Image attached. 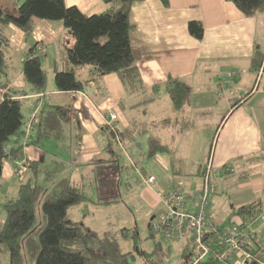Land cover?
Returning a JSON list of instances; mask_svg holds the SVG:
<instances>
[{
	"label": "crops",
	"instance_id": "1",
	"mask_svg": "<svg viewBox=\"0 0 264 264\" xmlns=\"http://www.w3.org/2000/svg\"><path fill=\"white\" fill-rule=\"evenodd\" d=\"M168 1V6L161 0L135 1L130 8L129 19L133 26L130 43L146 88V93L136 99L127 93L116 74L106 75L99 86L90 83L83 91L76 92L58 91L48 77L47 85L52 87L50 92L46 89L44 93H34L23 79V66L12 81L6 79L9 86L26 92L27 95L21 98L28 111L22 129L24 134L16 137L13 144L18 152L4 160L2 178L15 174L17 161L34 164L22 181L36 178L38 164H45L48 156L42 145L50 140L40 139L39 129L35 126L29 130L31 118L34 117L39 126L41 112L60 105L71 110V117L62 123L61 135L56 140H68L65 142L68 146L77 141L78 149L76 155L70 152L71 159L58 181L70 179L85 183V190L88 184L95 187L90 182L94 179L96 167L117 158L120 167L118 198L122 184L127 185L128 193L142 188L137 200L147 206L150 215L148 220L141 216L139 222L148 229L165 213L157 193L159 190L167 192L180 184L187 195L186 208L195 209V196L202 183L201 172L211 157L217 187L211 198L210 221L223 229L232 222L246 223L264 246V70L262 68V72L256 74L251 69L255 48H264V10L248 17L226 0ZM65 3L77 6L89 15L106 9L102 0H65ZM191 21L202 23L204 34L201 39L190 34ZM9 30L11 45L6 50L7 59L13 58L12 53H19L15 49L12 52L15 45L23 51L21 62L24 64L29 49L38 43L37 53L44 57L42 65H49L48 49L52 43L59 50L51 58L53 67L60 64V69L65 68L62 57L64 41L68 39L72 43L73 40L61 22L37 21L29 39L14 25H10ZM89 70L87 67L76 68L75 75L86 80ZM170 79H183L190 85V104L182 110H177L170 98ZM240 88L242 91H238ZM243 90L247 91L245 95ZM143 97H153L154 100L134 107L135 102L144 100ZM109 112L117 115L115 128L149 129V133L137 138L136 142L141 146L129 150L117 143L108 150L105 119ZM199 129L207 131L208 139L197 163L188 156L186 141L190 132L198 134ZM150 133L159 135L169 148L162 155L147 157L146 142ZM121 152L137 177L134 182L130 183L132 176L129 175L125 183ZM137 156L149 165V171L140 167L135 159ZM154 166L162 169V181L152 172ZM150 175L157 178L155 187L144 182L143 178ZM92 201L100 204L97 199ZM117 202L118 199L114 203ZM252 203H257L259 212L253 219L243 220L236 215L238 207ZM160 206L162 212L156 213ZM131 214L135 216L132 210ZM135 226L138 227L139 223ZM203 231L204 234L213 233L209 226ZM191 240L192 234L186 232L178 240L164 241L165 249L171 251V245L181 246V250L194 260L198 251Z\"/></svg>",
	"mask_w": 264,
	"mask_h": 264
},
{
	"label": "trees",
	"instance_id": "2",
	"mask_svg": "<svg viewBox=\"0 0 264 264\" xmlns=\"http://www.w3.org/2000/svg\"><path fill=\"white\" fill-rule=\"evenodd\" d=\"M135 1L141 0H102L106 9L90 15L83 13L77 6H67L65 0H25L18 7L17 15H12L0 7V181L4 160L18 152L16 146H13L16 140L12 138L24 134L22 129L26 120L22 111L25 102L21 98L27 95L26 92L9 86V82L3 80L9 68L6 50L11 45L10 25L22 30L27 39L32 37L39 20L61 22L69 31L73 42L65 39L62 49L66 66L63 69L57 66L54 68L58 91H83L87 84L94 83L99 86L106 75L116 74L127 93L136 99L140 94L146 93V88L130 43V30L133 26L129 16L131 5ZM161 1L165 6L169 5L168 0ZM226 1L232 2L248 17L264 10V0ZM188 28L196 39L203 37L204 27L201 22L191 21ZM37 47L38 43L34 44L26 55L23 79L31 86L32 92L44 93L47 72L42 65L44 57L37 53ZM82 67L90 68L86 80H80L75 75V69ZM262 68L264 70V48L258 46L252 57L251 69L258 74ZM168 92L177 110H182L190 104L191 88L183 79H170ZM143 98L144 100L135 102L134 107L154 100L153 97ZM70 117L71 110L55 105L48 111L41 112L39 126L35 118H31V121H36L35 127L39 129L37 134L40 139L59 138L62 123ZM106 131L109 137L108 150L113 149L117 143L129 150L139 147L141 144L136 142L137 138L149 133L148 128L138 131L134 127L119 129L114 125L107 126ZM146 145L147 157L162 155L169 149L155 133L148 135ZM6 147H9L8 152ZM33 167L34 164H30L27 169ZM119 171L117 158L96 167L94 179L90 184L95 185L98 203L108 205L117 201ZM202 174L203 170L201 177ZM58 186V189L47 193L35 180L21 182L17 197L7 201L4 206L7 216L0 224V255L8 251L9 264H24L25 259L33 264H130L136 253L133 250L124 252L113 233L106 231L99 234L89 228L82 219L76 221L71 218L69 210L72 207L90 201L85 193V183L62 179ZM38 209L45 215L46 222L42 226L36 225ZM258 213L257 203L236 209V215L243 220L253 219ZM222 230L220 227L218 234L209 232L203 235L209 253L200 264H226L217 259V255L224 251L220 234ZM147 231L148 236L145 239L158 240L149 255L141 246L142 237L137 229H122L120 236L131 237L133 249L145 254L144 260L147 263L152 261L158 264L153 255L164 251L165 240L157 236L152 227Z\"/></svg>",
	"mask_w": 264,
	"mask_h": 264
},
{
	"label": "rangeland",
	"instance_id": "3",
	"mask_svg": "<svg viewBox=\"0 0 264 264\" xmlns=\"http://www.w3.org/2000/svg\"><path fill=\"white\" fill-rule=\"evenodd\" d=\"M24 1L25 0H0V7L4 11L9 12L12 15H17L18 14L17 9L19 6H21L24 3ZM16 47L17 46L13 45L11 50L13 52L15 49L19 53H16V52L14 54L12 53L11 57L13 58L7 59V64L9 65V69L7 71V77H3V80L9 79L10 81H12L14 77L17 76V74L19 73L20 69L23 66V62H21L23 58V51L22 49L19 50ZM58 51L59 50L57 49L56 45L51 43L48 49L49 58H50L49 65H47L46 63L43 64V68L45 70L47 69V79L48 77H51L50 82L53 85H55V72L53 70L54 67L51 62V58L54 55V53L56 54L58 53ZM58 67L61 68L62 65L60 66V64H58ZM46 89L50 92V89H52V87H48V85L46 84ZM238 91H242V88H240ZM243 91H244L243 94L245 95L247 91L245 90ZM22 111L24 112V115L25 114L27 115L28 110H27L26 104H24ZM206 133L207 131L205 129L204 130L199 129L198 134L196 133L194 134V131H192L190 132L191 136H189L188 140L186 141V146H187V149L189 150L188 156L190 157L191 160H196L197 163L198 161H200L198 160L200 153L203 150H205V146H206L207 139H208ZM15 138L16 136H14L12 139L14 140ZM49 140H50L49 142L47 141L44 143V145H42V147H44L45 151H47L48 153V156L45 162L46 166L43 162L38 164V173H37L38 175L34 179L38 185H40L43 189L46 190L47 193H51L52 191L59 188L58 179L61 176L60 174L68 166V162L71 159L70 152L73 151L74 155H76V152L78 149L77 141L74 145L68 146L66 144L68 143V140L66 141L63 140L60 142L56 140V138H49ZM120 157H121L120 158L121 162L125 166V170L123 173L124 179L126 181L125 183H127V177L129 175L132 176L130 183L136 181L137 177L135 173L133 172L130 162L122 154V152L120 153ZM135 159L139 163L140 167L149 171L150 169L149 165H147L145 162L139 159L138 156ZM22 164L23 162L20 161L19 165L14 166L15 174L13 176L9 178H4V179L1 178V181H0L1 183V186H0V224L4 222L7 216L6 209L4 207L5 204L7 203V201H10L11 199H15V197H17V194H18L17 191L19 189V185L22 182V180L25 178V175L28 173L27 171L28 170L27 166H29L28 163L26 162V165L24 164L25 168L23 170H20L22 169L21 166L23 167ZM151 170L160 181L164 179L161 168H159L158 166H154L151 168ZM87 187L88 189L85 190V193L90 198V201L89 200L84 201L81 204H78L77 206L72 207L69 210L71 218L75 219L76 221L82 219L89 228H91L93 231L99 234H102L106 231L113 233L117 237L120 247L124 252H127L128 250H133L136 253V257L130 260V264H154L152 263V261H149L147 263L146 260H144L146 255L140 254L135 249H133L134 244L131 240V237L123 238L122 236H120V232L122 229H132V230L137 229L139 234L142 237L140 242H141V246L144 249V251H146L149 255L150 253L153 252V249L155 248V243L158 240L153 239V238L145 239V237L148 236V231L147 229H144V227L140 225V222H141L140 217L145 216L144 218H147L148 220L149 219L148 217L150 215V212L147 206H145V204L142 203L141 201L138 202L137 200L138 195H140L142 192V188L137 189V191L134 193H128L126 189L127 185L122 184L121 196L118 198V202L108 204V205H102V204L94 203L92 201V200L97 199L98 197L95 187H92V186L90 187L89 184L87 185ZM167 192H162V194L167 193ZM163 206H164L165 213H166L167 208L164 204ZM162 209H163L162 206H160L159 208H157L156 213L162 212ZM131 210L136 216L135 219L133 218L135 216L131 214ZM157 216H159V214ZM161 217L162 216H160L156 220H159ZM45 222L46 220H45V215L43 211L38 209L36 213V225L42 226L45 224ZM136 223H139L138 227L135 226ZM128 233H130V231H128ZM166 246H168V244ZM171 246H172L171 251L164 249L162 253L153 255V258L155 259V261L159 262L158 264H193L194 260H191V257L187 256V254L183 250H181V246L179 247L173 246V245ZM0 260H1L0 264H9V252L5 251L1 253ZM24 264H33V263L32 261L27 262V260L25 259Z\"/></svg>",
	"mask_w": 264,
	"mask_h": 264
},
{
	"label": "built area",
	"instance_id": "4",
	"mask_svg": "<svg viewBox=\"0 0 264 264\" xmlns=\"http://www.w3.org/2000/svg\"><path fill=\"white\" fill-rule=\"evenodd\" d=\"M105 120L107 126L113 127L117 120V115L114 112H109ZM35 123V121H31L29 130L33 129ZM8 151L9 147H6V152ZM21 162H23V167L20 165L22 168L20 170H23L26 161ZM19 163L20 161H17L16 165H19ZM143 179L146 185L156 186V177L154 175ZM216 187L212 158L210 157L204 164L202 183L195 196V210L186 208L187 195L181 185H174L169 192L164 194H162V191H158V195L166 206L167 212L159 220L151 224L152 230L165 241L178 240L186 232H191V243L198 251L193 264H200L209 253V248L203 241L204 228L209 226L212 228L213 234L219 233V227L210 221L209 217L211 198ZM232 223L220 233L224 251L222 254L217 255V259L226 264H250L252 262L264 264V246L259 243L255 231L246 226V223Z\"/></svg>",
	"mask_w": 264,
	"mask_h": 264
},
{
	"label": "clouds",
	"instance_id": "5",
	"mask_svg": "<svg viewBox=\"0 0 264 264\" xmlns=\"http://www.w3.org/2000/svg\"><path fill=\"white\" fill-rule=\"evenodd\" d=\"M152 224V223H151Z\"/></svg>",
	"mask_w": 264,
	"mask_h": 264
}]
</instances>
